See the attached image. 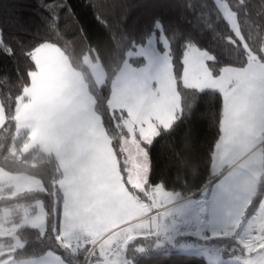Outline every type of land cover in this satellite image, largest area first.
I'll return each mask as SVG.
<instances>
[{"label":"snow or ice","instance_id":"6c2138e0","mask_svg":"<svg viewBox=\"0 0 264 264\" xmlns=\"http://www.w3.org/2000/svg\"><path fill=\"white\" fill-rule=\"evenodd\" d=\"M215 5L235 34V46L242 50L236 64L209 63L214 57L185 39L177 66L170 44L183 32L178 23L165 25L155 18L153 33L136 38L126 22L113 25L108 17L97 18L116 52V72L131 74L140 82L147 119L155 121L150 123L145 154L148 162L141 174L151 169L153 175L150 149L158 137L170 132L182 118L205 115L200 112L202 93L208 91L222 98L223 110L213 117L217 131L207 156L201 159L195 154L191 130L172 150V165L177 172L189 167L203 170L198 190L184 200L179 192L169 191L164 180L153 182L150 175L153 193L146 203H134L101 225L78 216L67 199L61 208L55 178L49 191L48 185L41 180L32 182L29 176L0 175V190L10 189L2 198L12 202L0 209V264H66L65 255L80 249H84L83 264H138V258L149 252L167 255L173 251L203 256L208 264H216L219 249L211 242L228 238L236 241L243 256L240 260L231 254L230 264L236 260L240 264H264V159L245 161L236 170H225L239 161L237 146L256 141L255 130L264 120V32H246L238 25L236 10L227 0H215ZM44 7L51 17L50 27L56 26L61 8H68L66 14H72L67 0H55ZM13 23L23 30V14L14 16ZM84 38L88 39L85 34ZM157 43L162 47L158 48ZM0 46L10 49L2 39ZM47 47L50 45H41L36 51ZM6 54L12 56L13 49ZM241 131L245 133L243 141ZM259 146L264 157V139ZM254 165L259 171L241 179L243 172L251 171ZM25 192L35 196L28 207L16 203ZM48 197L52 199L51 209ZM18 209L19 220L15 219ZM26 230L38 232L37 239L44 238V242L53 241V247H42L38 258H25L20 250L25 249Z\"/></svg>","mask_w":264,"mask_h":264},{"label":"trees","instance_id":"16d2710c","mask_svg":"<svg viewBox=\"0 0 264 264\" xmlns=\"http://www.w3.org/2000/svg\"><path fill=\"white\" fill-rule=\"evenodd\" d=\"M55 0H0V104L4 113V123L0 127V168L9 174H24L37 178L52 190V181L55 178L57 199L62 208V194L57 186L61 172L51 155L44 154L36 147L27 153L22 148L29 137L25 130H19L15 120L16 105L23 96L24 90L30 86V76L36 71V64L32 57L33 51L41 45H53L65 55L71 67L80 71L87 83L88 91L94 97V111L99 116L102 126L107 133L111 148L118 161L122 176L124 167L121 142L126 138L122 126L123 114L110 110L107 100L110 94V85L118 74L115 69L116 52L113 45L106 39L107 32L98 21L99 16L108 17L113 25L126 22L133 29L136 38L153 33L155 18H160L165 25L178 23L183 32L170 44L173 61L179 66L183 53L185 39H190L201 50L208 51L214 57L209 63L236 64L242 58V50L235 46L227 22L223 19L215 5V0H67L72 14H66L68 8H61L56 18V26L50 27L51 18L44 4L54 3ZM236 10L237 23L246 32L253 35L264 32V0H227ZM23 14L25 21L23 30L13 23L14 16ZM59 33V35L57 34ZM155 33H158L156 31ZM84 34L88 39L84 38ZM245 32L242 31V35ZM13 49L14 54L9 56L6 52ZM95 56L104 73L105 81L101 87H96L90 74L83 64L85 55ZM22 100L26 101V97ZM200 112L195 118H182L168 133L161 135L150 149V160L154 162L153 175L151 169L147 172L143 191L135 190L126 182L128 190L138 198L142 204L151 197L153 190L148 177L153 182L164 180L168 190L179 192L182 199L192 197L198 188L199 178L203 170L189 167L177 172L172 165V150L179 147L185 132L191 130L194 140V152L201 159L207 156V150L217 131L213 117L222 112V98L216 93L205 91L201 94ZM264 135V129H263ZM148 153V143H143ZM264 159V157H263ZM226 171L228 168L225 169ZM10 192L8 188L0 190V209L7 207L11 201H6ZM259 197H257V200ZM35 202L31 192L23 193L22 199L17 201L22 207H28ZM49 209L53 207L51 197L47 198ZM255 205V202H254ZM250 206L249 214L252 208ZM21 211L17 210L15 219L19 220ZM51 217L48 232L51 231ZM25 258L29 256L38 258L42 247H53V241L44 242V238L37 239L38 232L26 230ZM225 241V240H223ZM221 241V243L223 242ZM226 242H231L226 240ZM226 252H234L232 247L224 248L219 241L215 242ZM84 250V249H83ZM83 250L65 255L66 264H82ZM230 250V251H229ZM61 253L63 250H60ZM237 252V250L235 251ZM138 264H208L203 256L186 255L173 251L165 255L162 252H149L138 258Z\"/></svg>","mask_w":264,"mask_h":264},{"label":"rangeland","instance_id":"374dc122","mask_svg":"<svg viewBox=\"0 0 264 264\" xmlns=\"http://www.w3.org/2000/svg\"><path fill=\"white\" fill-rule=\"evenodd\" d=\"M155 35L158 37L159 33ZM157 47L162 46L157 43ZM36 49L32 54L36 71L31 74L30 86L22 96L27 100L20 98L15 110L18 129L25 130L29 137L21 151L27 153L36 147L44 154L51 155L61 172L57 186L63 202L67 199L78 216L103 225L122 209L138 204V198L128 190L126 182L135 190H144L147 172L141 174V169L148 161L145 160L147 153L143 143H147L150 123L154 124L155 121L149 122L147 119L141 84L135 76L118 72L110 85L107 106L110 110L123 114L122 126L127 136L120 147L123 153L121 160L125 165L122 176L110 139L94 111V97L88 91L83 74L71 67L57 47L50 45L41 52ZM83 64L94 85L101 87L105 81V73L99 61L95 56L87 54L83 58ZM4 120L0 104V127ZM251 147L246 145L244 151L238 149L240 158L248 155L240 164L263 159L261 148L256 152V147ZM238 167L239 165L234 166L232 170ZM254 171L255 165L251 171L243 172L241 179ZM3 174L27 176L9 174L0 168V175ZM31 178L32 182L39 180ZM221 241L223 240H219L220 243ZM215 242L217 241H213L214 244ZM221 244L227 249L233 245L232 250L237 252L228 253L217 245L219 260L216 264H230L232 255L243 259L234 239H225ZM240 260L233 264H240Z\"/></svg>","mask_w":264,"mask_h":264},{"label":"crops","instance_id":"0c3cea01","mask_svg":"<svg viewBox=\"0 0 264 264\" xmlns=\"http://www.w3.org/2000/svg\"><path fill=\"white\" fill-rule=\"evenodd\" d=\"M263 129H264V120H262L261 121V123H260V125H259V127L255 130V134H256V137H257V139H256V141L254 142V143H252L251 145H249V144H247V143H241L239 146H237L236 147V151L238 152V149H242L243 151L245 150V147H246V145H249V146H252V147H256V152L258 151V148L260 147L259 146V141L262 139V136H263ZM244 136H245V133H244V131H241V136H240V139L243 141V139H244ZM251 147V148H252ZM247 152V151H246ZM245 152V153H246ZM255 153V152H254ZM246 156H248V155H246ZM245 155H243L240 159H239V161H237V162H235L233 165H229L228 166V170L229 169H233V167L235 166H238L240 163V161L244 158V157H246ZM256 171H257V168H256ZM258 171H259V169H258ZM146 178V177H145ZM137 202H138V204H142L141 202H139L138 200H137ZM211 243H213V242H211ZM214 244V243H213ZM233 245H230V247H232ZM214 247H216V243L214 244Z\"/></svg>","mask_w":264,"mask_h":264},{"label":"built area","instance_id":"2783aa9c","mask_svg":"<svg viewBox=\"0 0 264 264\" xmlns=\"http://www.w3.org/2000/svg\"><path fill=\"white\" fill-rule=\"evenodd\" d=\"M152 193V192H151Z\"/></svg>","mask_w":264,"mask_h":264}]
</instances>
